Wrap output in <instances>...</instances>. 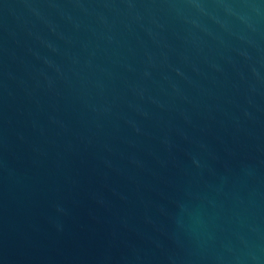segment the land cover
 I'll list each match as a JSON object with an SVG mask.
<instances>
[{
    "label": "water",
    "instance_id": "1",
    "mask_svg": "<svg viewBox=\"0 0 264 264\" xmlns=\"http://www.w3.org/2000/svg\"><path fill=\"white\" fill-rule=\"evenodd\" d=\"M0 264H264V0H0Z\"/></svg>",
    "mask_w": 264,
    "mask_h": 264
}]
</instances>
